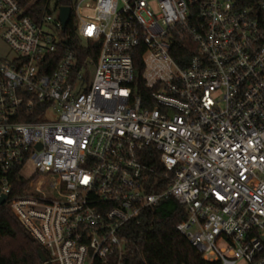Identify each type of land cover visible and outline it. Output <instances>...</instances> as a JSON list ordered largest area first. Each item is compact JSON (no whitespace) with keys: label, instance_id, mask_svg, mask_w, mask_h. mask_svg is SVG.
I'll return each mask as SVG.
<instances>
[{"label":"built area","instance_id":"obj_1","mask_svg":"<svg viewBox=\"0 0 264 264\" xmlns=\"http://www.w3.org/2000/svg\"><path fill=\"white\" fill-rule=\"evenodd\" d=\"M61 6L0 0V195L41 263L120 261L172 197L203 259L264 264V0H73L70 41Z\"/></svg>","mask_w":264,"mask_h":264},{"label":"trees","instance_id":"obj_2","mask_svg":"<svg viewBox=\"0 0 264 264\" xmlns=\"http://www.w3.org/2000/svg\"><path fill=\"white\" fill-rule=\"evenodd\" d=\"M17 1L23 7L33 2ZM41 1L38 0V3ZM57 3L72 6L73 0H57ZM63 35L69 41L74 37L73 17ZM33 118L24 117L22 120ZM154 163L156 162L151 161V164ZM156 166L160 169L158 164ZM161 187L162 182L159 181L149 189L159 190ZM186 216L183 206L169 197L155 208L145 210L138 224L131 223L127 226L125 252L120 261L112 256L107 262L96 260L94 264H219L217 261L203 259L176 229L177 223L186 219ZM38 248L43 250L7 205H0V264H42Z\"/></svg>","mask_w":264,"mask_h":264},{"label":"water","instance_id":"obj_3","mask_svg":"<svg viewBox=\"0 0 264 264\" xmlns=\"http://www.w3.org/2000/svg\"><path fill=\"white\" fill-rule=\"evenodd\" d=\"M70 13H71V9L69 6H61L60 7L59 18L62 22L63 27H65V25L68 23V21L70 19ZM5 199H6L5 195H0V205H2L4 203ZM37 252H38V256H39V259L41 260V262L46 261V256H45L43 250L41 248H38Z\"/></svg>","mask_w":264,"mask_h":264},{"label":"rangeland","instance_id":"obj_4","mask_svg":"<svg viewBox=\"0 0 264 264\" xmlns=\"http://www.w3.org/2000/svg\"><path fill=\"white\" fill-rule=\"evenodd\" d=\"M33 170H34L33 166L30 165V164H28V165L24 168L23 172H24L25 174H30V173L33 172ZM237 264H245V262H244V261H239Z\"/></svg>","mask_w":264,"mask_h":264}]
</instances>
